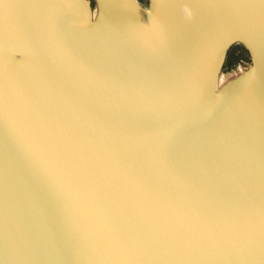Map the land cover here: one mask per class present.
Wrapping results in <instances>:
<instances>
[{
    "label": "rangeland",
    "instance_id": "374dc122",
    "mask_svg": "<svg viewBox=\"0 0 264 264\" xmlns=\"http://www.w3.org/2000/svg\"><path fill=\"white\" fill-rule=\"evenodd\" d=\"M171 1L68 0V3H73L82 15L87 31L99 32L110 13L118 14L120 22L127 20L133 27L139 17L156 11L158 19L154 23L160 26L159 18L171 7ZM216 2L193 0L192 6L205 9ZM230 2L231 12H238L239 19L234 26L223 29L214 48L212 10L207 17V29L212 33L211 51L200 72L199 116L208 125L205 135L215 147L211 155L208 152L203 155L202 190L197 197L200 207L190 209L181 201L178 225L163 222L171 216L167 202L158 205L149 201L143 206L137 203L136 190H130L133 173L90 185L63 176L60 172L63 164L51 153L56 152L54 146H73L91 156L100 155L105 145L104 134H113L115 119L109 112L93 121L86 112L76 117L75 111L72 114L61 109L47 111L40 98L41 88L33 86L31 66L22 43L19 48L0 50L1 66L24 63L27 74V82L17 83L21 103L18 110L12 111V127L0 125V214L4 216L8 238L6 249L0 251V264H6L4 257L18 245L19 250L27 253L25 256L51 257L54 264H157L160 255L182 248L188 253L190 264H209V257H218L220 253L228 264H264V49L261 51L250 39L258 24L249 17L252 8L240 0ZM123 26L128 33L129 25ZM22 39L25 42L27 37ZM106 47L105 50L99 47L98 53L113 52V47ZM220 57L221 66L214 78ZM104 64L97 66L103 70ZM92 69L93 65H85L87 74ZM109 74L105 78L111 80L114 72ZM236 87H249L247 95L242 98L245 92L242 88L230 98ZM139 161L136 168L143 166ZM56 169L60 174L53 172ZM157 175L162 183L169 180L165 170ZM236 203L241 206L236 207ZM163 224L166 225L162 227Z\"/></svg>",
    "mask_w": 264,
    "mask_h": 264
},
{
    "label": "bare ground",
    "instance_id": "6f19581e",
    "mask_svg": "<svg viewBox=\"0 0 264 264\" xmlns=\"http://www.w3.org/2000/svg\"><path fill=\"white\" fill-rule=\"evenodd\" d=\"M230 1L217 0L211 7L197 9L192 6L193 0H172L171 7L159 18L160 26L154 23L158 19L156 11L145 18L139 17L133 27L127 20L120 22L118 14L110 13L101 25V31L89 32L82 15L68 0H0V50L19 48L22 43L31 66L33 86L42 90L40 98L44 108L47 111L61 109L69 114L75 111L76 117L86 112L93 121L109 112L115 119L113 134H104L105 145L100 155L91 156L84 149L73 146H54L56 152L51 153L63 164L60 170L63 176L90 185L98 180L120 179L133 173L130 190H136L137 203L143 206L149 201L158 205L167 202L171 212V216L163 220L167 224L178 225L181 201L190 209L200 207L197 197L202 190L203 155L206 152L211 155L215 147L205 135L208 125L199 116L200 72L211 51L212 33L207 29V17L212 10L214 19L210 27L216 36L214 48L220 42L223 29L234 26L239 19L238 12H231ZM240 1L252 8L249 17L255 18L258 24L250 39L263 51L264 0ZM126 6L131 10L130 5ZM121 23L129 25L128 33ZM23 37H27V42H22ZM106 46L113 47V52L98 53L99 47L105 50ZM221 57L215 65L214 78L219 72ZM97 63H105L104 69L101 70ZM85 65H93L88 74ZM112 72V79H106ZM157 77L159 79L155 80ZM21 80L27 82L24 63L0 65V125L8 128L12 127V111L20 107L17 83ZM242 88L245 89L244 98L249 87H236L230 98ZM146 107H149L148 111ZM139 160L143 166L136 168L135 163ZM163 170L168 173L165 177H169L166 183L157 177ZM53 172L59 173L57 169ZM3 222L4 216L0 214V251L8 245ZM18 247L4 257L6 264H54L51 257H27V253ZM208 254L212 256L210 252ZM173 262L190 264L188 253L183 248L175 249L157 259V264ZM209 262L228 264L222 253L215 258L209 257Z\"/></svg>",
    "mask_w": 264,
    "mask_h": 264
}]
</instances>
